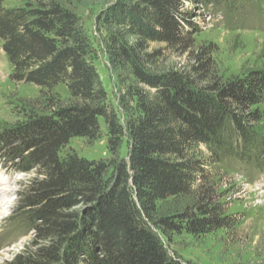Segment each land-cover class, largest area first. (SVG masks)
<instances>
[{
    "label": "trees",
    "instance_id": "1",
    "mask_svg": "<svg viewBox=\"0 0 264 264\" xmlns=\"http://www.w3.org/2000/svg\"><path fill=\"white\" fill-rule=\"evenodd\" d=\"M6 1L0 50L12 79L40 93L24 101L21 120L0 129V165L35 174L17 214L46 244L11 264H191L172 257L162 238H198L237 225L218 199L212 165L239 143L242 155L258 144L253 128L262 120L256 108L264 103V69L224 83L202 54L190 72L157 74L149 69L155 54L147 52L152 43L174 48L192 40L197 31L186 6L232 8L236 0H118L106 12L104 25L116 31L108 37V61L114 71L129 68L139 85L119 101L125 122L109 102L79 16L56 3L9 8ZM60 85L66 101L55 91ZM101 120L110 160L68 150L74 138L102 139ZM169 202L175 208L164 211Z\"/></svg>",
    "mask_w": 264,
    "mask_h": 264
},
{
    "label": "rangeland",
    "instance_id": "2",
    "mask_svg": "<svg viewBox=\"0 0 264 264\" xmlns=\"http://www.w3.org/2000/svg\"><path fill=\"white\" fill-rule=\"evenodd\" d=\"M117 1L7 0L6 6L19 8L26 7L27 3H56L77 14L96 50L94 64L109 102L116 108L121 121L125 122L126 116L120 112L119 101L123 95L127 96L130 86L139 85L129 68L114 71L105 54L109 34L116 31L104 25V16ZM185 12L192 13L190 18L197 33L184 46L170 48L165 44H150L147 52L155 54L149 67L153 73L190 72L198 65L196 57L202 54L203 60L209 61V71L216 73L224 83L264 69V0H236L232 8L226 3L204 9L188 5ZM193 30L190 32L193 33ZM12 72L7 56L0 50V129L21 120L24 101L36 100L40 93L33 84L14 81ZM55 91L64 101L69 99L65 85L58 86ZM125 98L132 101L129 97ZM256 109L262 114V120L253 128L258 144L251 145L242 155L239 143L236 151L222 152L220 161L212 165L211 175L218 199L237 225L198 238L185 232L172 234L170 239L163 237L172 257L191 264H264V103ZM100 122L105 133L102 139L90 143L74 138L68 150L75 151L88 161L110 160L112 155L108 149L106 126L103 120ZM230 140L234 144V139ZM201 150L209 154L206 148ZM127 153L128 146L124 141L121 158L127 159ZM34 176V173L6 170L0 165V264H11L22 253L36 251L46 245L35 239L21 215L17 214L19 195ZM175 206L176 203L169 202L163 210L174 209ZM76 209L81 211L83 207Z\"/></svg>",
    "mask_w": 264,
    "mask_h": 264
}]
</instances>
